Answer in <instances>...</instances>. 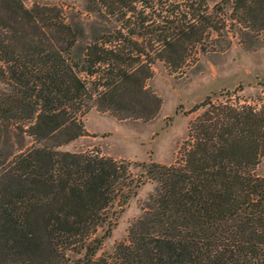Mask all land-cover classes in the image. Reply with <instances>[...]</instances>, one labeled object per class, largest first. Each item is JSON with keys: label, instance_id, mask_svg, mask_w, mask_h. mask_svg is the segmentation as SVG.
<instances>
[{"label": "trees", "instance_id": "obj_1", "mask_svg": "<svg viewBox=\"0 0 264 264\" xmlns=\"http://www.w3.org/2000/svg\"><path fill=\"white\" fill-rule=\"evenodd\" d=\"M91 3L84 22L64 5L0 0V264H264V109L207 96L169 164L62 149L92 109L153 117L157 62L182 73L236 36L255 48L264 0ZM146 182L128 238L99 254Z\"/></svg>", "mask_w": 264, "mask_h": 264}, {"label": "rangeland", "instance_id": "obj_2", "mask_svg": "<svg viewBox=\"0 0 264 264\" xmlns=\"http://www.w3.org/2000/svg\"><path fill=\"white\" fill-rule=\"evenodd\" d=\"M35 1L64 5L69 14L79 15L84 22L95 19L88 11L91 0H26V3L32 6ZM216 1L220 0H208L211 5ZM154 70L147 87L160 98L161 105L153 117L118 119L110 113L92 109L85 116L87 134L63 145L62 149H98L103 154L136 162V166L150 161L169 164L174 162L187 137L190 119L196 116V113H188L207 96L224 99L223 95L229 93L235 101L244 100L264 109V33L255 48L244 47L236 36L225 51L201 53L198 60L182 73H171L160 61L154 65ZM149 106L152 111V100ZM134 172L139 174L140 169L136 168ZM256 173L264 176V158ZM154 188L153 182H146L130 198L99 254L112 253L117 243L128 238L131 223L142 214Z\"/></svg>", "mask_w": 264, "mask_h": 264}]
</instances>
